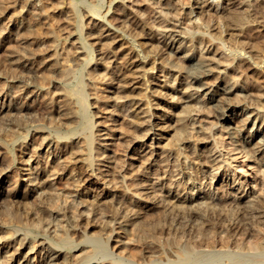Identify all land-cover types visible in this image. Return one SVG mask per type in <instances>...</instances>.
<instances>
[{
    "label": "bare ground",
    "instance_id": "bare-ground-1",
    "mask_svg": "<svg viewBox=\"0 0 264 264\" xmlns=\"http://www.w3.org/2000/svg\"><path fill=\"white\" fill-rule=\"evenodd\" d=\"M12 1L15 0H0L1 13L4 11L2 9H5L4 7L7 6V2L10 3ZM112 1L113 0H109V7L104 11V0H69L70 5L68 11L70 12L69 16L72 25L70 27L71 31L69 28L68 30L69 33L74 31L78 32L79 34L76 39L79 40H70L69 47L62 45L60 48L58 47L59 41L55 43L51 42L54 46V57L51 62H46L43 66H39V64L43 63L42 60L46 57L45 51H47V48L49 49L47 42L43 41L45 42L43 46L44 51H33L32 54L26 51L28 50L27 44L26 41L23 40L24 37H22V34H17L18 36L12 35L13 37L11 36V39L8 37L5 39V43H0V46L4 47L7 43L15 42V44H13V42L7 46L8 49L4 50V54L8 51V54H6L8 57H5V60L11 65H9V67H3L0 63V98L4 95V97L7 96L8 99L7 102L0 100V123L4 126L2 130L0 129V246L2 245L0 247V264H140L137 255L139 253L145 254L152 252L154 248L156 249L151 255V259L144 264H153L154 262L157 264H264V232L260 235V239H258V241L256 240L249 247L243 244L240 247L238 246L240 243H237V249L235 247L236 243L235 246L233 243L235 249L229 240L231 231L233 233H241L247 238L252 234L251 232L255 230L254 225L264 223V210L261 208L263 199L256 196H251L250 198L249 196L253 191H246L244 195L239 197L243 198L241 199L242 204H238V208L235 212L236 214L233 215L230 211L231 206L229 207L230 202H225L224 199L220 200L218 189H214V187L212 189V186L207 189L205 188L206 181L208 182V180H210L209 183L213 184L214 177H216L218 173L215 169H219L222 166L220 163L222 159L215 156L216 152L214 149L216 144L221 140L215 138L213 147L207 148V159L194 161L195 164L199 165L196 167V165H191L194 163L191 158L194 154L200 157L202 155L201 152L204 150H202L203 148L196 149L195 144L190 143V139L187 137L189 133L187 127L191 125L192 128H195V123L197 121L195 119V113L204 111L208 107L213 108L217 112L216 116L219 119L224 121H229L230 119L234 120L237 118L235 108L242 104H246L247 106L245 99L244 101L242 98L234 100L235 97L232 99L228 95L232 89L228 87L222 88L218 83L210 84L207 82V78L212 75L213 71L211 62H209L208 57L202 54H200V58L194 62L195 57L191 58L193 57L192 54L194 50L193 53L190 52V54L192 53L191 55L185 53L179 56L186 60L187 63H178V61L173 63L169 61V63L161 64L159 68L161 72L154 73V70L158 68L157 53L152 50L153 48H145L140 45V42H137L136 38L133 36H129V39L125 40L127 37H125L126 32L122 27L116 25L114 21L119 19V16L118 18L115 17L116 15L112 18L107 17V13L113 7L111 6ZM11 4L12 3H10V5ZM26 4L27 2L22 4V7ZM34 4L36 5V2ZM81 5H84V8L86 7L87 9L83 11ZM43 9H45L43 10L45 12V17L48 16V8L45 6ZM246 9L250 11L248 12V14L251 13L249 15L255 14L256 16V14L264 11V0H254L247 4ZM19 11L22 12V9ZM191 11H194L193 6ZM152 14H154V16L152 15L154 17L153 20L150 18L148 20L145 19V23L150 24V26H147L149 31L146 32L147 36H145L148 39L154 38V32L156 30L162 33L169 30L168 24L165 19L162 18V14L160 15L161 17L156 16L157 14L155 15V12ZM12 16H8L9 20ZM23 16L26 17L25 14H21V17ZM27 16V22L24 21L25 19L23 18V21L26 23H22L21 18L19 24L17 22L16 25L20 27L22 23L25 31L29 34H38L40 32V27L37 24L40 23L39 17L34 14L31 15V12L28 13ZM2 18L3 14L0 15V24H3ZM87 19H89L88 22ZM235 21L237 22V20ZM90 22L91 26L98 24L95 31L91 30V33H96L97 36H91L90 32H85L86 25ZM52 24H54V22ZM256 26L255 30L258 31V35H251L253 38L248 36V31L246 29H239L241 31L239 35L245 38L241 40L240 37L239 40L241 42L244 41L242 43H247V46L242 48L241 55L239 56L244 60V63L248 64L246 67H248L249 71L256 70L264 76V16L262 19H257ZM50 27L54 30V34L59 30H57L56 24L50 25ZM0 28L2 29V27ZM72 28L74 29L72 30ZM3 30H1V33L4 32ZM60 30H62V28ZM25 31L23 30L24 33L22 32L23 36L26 34ZM50 33H52V31ZM129 34L131 35V33ZM166 34L167 32L163 33L164 36ZM89 35L94 39L88 41L87 37ZM170 36L171 35L168 37ZM60 37H62V35ZM45 38L47 37L45 36ZM66 38H69V36L66 35ZM171 38V47H175V43L179 42L178 49L181 50L184 48L185 44L182 43L183 40H180V38L175 39L176 37L174 35ZM57 39L55 38V40ZM96 44H99V52L103 55L105 52L101 49L105 48L106 51L110 47L112 48V46H120L118 57L113 58L117 63H120L119 69L117 71L113 70V73L115 72L122 87H128L127 90H125L126 94L117 95L119 99H122L119 101H123V104L126 106V110L123 113L124 115H121L124 117L128 116L127 119L132 116L130 117L132 121H130L135 123H138V120L132 118L135 115H139V118H141H138L141 120L139 124L141 123L140 125L144 127V132L142 133L150 140V143L145 140H137L139 148L135 147L133 151H145L146 154H150L146 157L149 159L146 169L148 173H151L149 171V165H158L157 160L161 161L163 164L162 166H166L165 170H163L167 177L165 182L163 180L164 176L161 177L160 175L145 176L141 179L136 178L140 189L134 195L137 199L142 200L138 204L141 210L143 207L146 214L150 213V211L155 212L156 209H159L158 211L161 213V216L163 215L165 218L170 219V217H172L175 219L176 223L174 226L169 223V225L163 227V232L168 234L165 243H162L163 241H161V239L159 240V237L155 238L156 236L148 235L147 232H145L147 228L144 227V225L148 224V217L146 218L144 215L145 218H141L143 220L141 223L144 222V219L147 221L145 220L146 223L144 222V225L141 224L139 222V218L142 216L139 212L141 210H137V208L134 211H128V207H126L127 209L124 208L126 202H133V200L131 197L125 195L126 192H123V188L118 189V186L121 185L129 189V184H126L125 176L121 175L119 178L116 177L118 166L116 167L114 165L115 163H113L115 161V159L112 160L114 157H112L110 153L100 156L104 154L105 151H99L100 153H97L98 155L94 153L95 145L100 141H97V139H101V135L106 133L103 131L104 128L97 129L96 127L95 129L96 119H93V115L96 116L97 113L91 110V105H94L95 102H90V98H92L91 95L97 93V82L92 78L91 75L93 74L89 67L90 72L88 71V74H90L91 78L84 73L87 64L89 65V63L96 58L95 51H97V48L94 46ZM203 46L205 47V44ZM261 47L263 50H259ZM244 50H246V52H244ZM71 51H73L72 53H74V51L78 53L75 58L70 56L72 55ZM207 51H209V49H207ZM247 53L248 55H246ZM110 56L113 55H109V57ZM120 57H123L124 60L119 61ZM100 58L104 59V56H100ZM234 59L235 57H233V60ZM115 67L118 68V65ZM54 71H58L57 73L60 75L57 74L59 78L56 79L57 84H59L56 87L58 91H41L40 98L37 101L28 98V95L34 92L36 88L39 90L45 87V84L42 82H46L45 78L49 77V75L51 76V73L53 75ZM173 71L177 72L176 75L170 76ZM84 74L87 76V80ZM149 74L164 82L162 84L158 83V86L168 87L172 91V93H170V102L176 103L181 108L177 118L172 119V123L175 122L176 125H180L178 129L179 135L177 134L176 137L171 135L172 138H167V142H164L163 145H160V139L162 140L165 138H162L164 133L160 131L162 130L161 128H156L152 122L153 104H157L158 102L151 103L153 99L150 98L147 99V103L141 101L144 95L148 97V94L153 95V93L158 90L154 87L148 89L149 83L151 82V84H153L152 80L155 79L149 78ZM179 75L180 77L177 78ZM104 77L105 74L102 78ZM49 78L48 81L50 80ZM142 84H146V86L143 87L144 85L142 86ZM118 86L120 87V84L117 85L116 88H118ZM89 87H92L93 90L89 91ZM122 87L120 90L124 91ZM46 89L47 88H45V90ZM143 89L146 91L143 92ZM199 90H206L203 94L204 96H200L201 93L195 96ZM206 95L208 97L207 99L205 98ZM96 96H93V98L98 100ZM114 100L116 101V98H114ZM60 102L63 106H66L60 107ZM210 102L212 105H209ZM132 106H134V108H132ZM250 107L249 105L248 108L246 107L241 110V112H243L241 115L244 117H239L241 121H237L240 123L238 122L235 126H231L229 128V133H233L231 137L235 138V141H240L238 144L240 147L238 146L235 149L241 148V152H246V155L252 158L255 154L261 153V156L259 154L260 158H258L263 166L264 130H258L253 124L252 129L249 130L251 134L249 136L247 135L249 138L240 133L245 130L247 125L253 120L252 117L254 116L251 117L249 113L250 111L253 112V109L251 110ZM45 118L51 119L55 123L58 120V124L50 125L51 121H49V123L47 122L49 125H47L44 121L46 120ZM263 118L264 114L258 115L255 122L257 119L260 120ZM139 124H137V126ZM168 124L170 125V121ZM169 125L168 127H170ZM33 127L37 129L34 135L37 134L34 137L35 143H31L30 145L25 138L31 135V128ZM172 127H174V125ZM38 128L41 130L38 131ZM204 130L203 128V130H197V132H205ZM45 131H47V134ZM53 131L56 132V143H52L48 138L49 134L52 135ZM38 133L40 134L38 135ZM176 133H174V135ZM109 135L106 139H111L112 136L111 134ZM142 135H138L137 138L140 139ZM157 135H159V137ZM212 135L215 137V133ZM205 136H203L202 139ZM71 137L72 139L74 137L76 139L74 138L72 141L70 139ZM205 139L206 138H204V140ZM211 142H213V140H211ZM109 143L110 142L107 141L104 144H100L103 145L104 149L108 150L112 149L107 146ZM181 144L184 145L181 146ZM46 145L49 146L46 150L48 159L46 160V165L43 166L44 164L42 165L39 160L35 161V159L32 160V158L36 156L40 148H44ZM186 148H188L190 152L185 153L187 150ZM26 150H29L28 153L30 154L27 158H24L22 154ZM67 150L70 154H68V158L66 159L64 153H66ZM61 153L64 154H62L64 157L62 161L60 160ZM74 153H77V155L83 154L82 159L79 161L82 162L83 168L86 169L85 171L90 170L91 174H93L96 179L99 177L104 179V175L110 177L107 179L109 183H106L111 184V187H115L116 192L113 191L111 195L112 198L116 200L120 197L118 201L119 205L116 203V209L120 211L116 209L111 210V212L100 211V208L96 205H90V203L88 204L85 202L84 197L79 193L78 187L82 185V182L85 184L87 178L81 176V173H74L73 176L74 167H72L73 171L66 177L68 162L75 161L73 159L75 158L73 157ZM51 154H53L54 157L50 160L49 155ZM100 160L108 162L106 164L107 169H102V167L97 166L96 161ZM206 161L211 162V166H209L207 170L203 169L204 165H206ZM34 162L36 163L35 165ZM23 165L30 166V171L26 170ZM191 168H195L194 171H196L194 172L192 170L191 172ZM47 171H50L48 174L49 176L51 174L53 176L57 175L55 179L50 180L47 177V179L42 180L43 173H47ZM168 175L170 176L168 177ZM176 175H179V178L174 179ZM204 178L206 179L204 180ZM119 182L122 183L119 184ZM157 186L158 189L163 187L167 189V193L161 198L157 196L156 189H154ZM183 190L185 192L182 194L181 192ZM124 203L125 206L123 205ZM26 208L28 210H26ZM159 216L160 215H158V217ZM194 225H198L197 227H199L198 229L200 231L199 235H201V242L197 239L198 242L204 244V247L200 245L203 247L201 249H195L199 243L195 244L196 246L193 244L195 247L185 241V244L183 241V243L181 242L184 245L179 243V240L183 238L187 239L186 237L190 236L191 232H195V230L193 232L192 229ZM218 226H220L222 230ZM89 227L97 228L94 232H98L96 234H93V232L90 233L91 228ZM217 228H219L221 232H227V234H225L226 236L230 232L227 236L229 238L226 236H221L220 238L215 237L216 235H214L213 231H216ZM210 229L215 230L211 233ZM150 230L148 229L147 231L150 232ZM207 233L213 236H206ZM196 234L195 236H197ZM215 234L217 233L215 232ZM38 236H40V238H38ZM112 239L114 242H111ZM162 244L168 246H165L166 248L173 249V251L171 249L166 250ZM140 245H143L142 249ZM117 249L120 250L117 251ZM159 251L163 253L166 252L167 254L168 251H170L171 254H174V257L173 254L169 256L170 253L168 254L169 257L166 256L167 254H162L166 256V260H164L159 254ZM155 252H158V254H155Z\"/></svg>",
    "mask_w": 264,
    "mask_h": 264
},
{
    "label": "rangeland",
    "instance_id": "rangeland-1",
    "mask_svg": "<svg viewBox=\"0 0 264 264\" xmlns=\"http://www.w3.org/2000/svg\"><path fill=\"white\" fill-rule=\"evenodd\" d=\"M24 1H26L27 4L24 7H22V4L26 3ZM24 1L23 0H15V1L10 2V3H12L11 5L9 2H7V4H6L7 6L4 7L5 9H2V10H4L3 13H1V11H0V15L3 14V18H2L3 24H0V27H2V29L0 28V33H1V30L4 29L3 30L4 32L2 31L3 33L0 34L1 35L0 36V43H2V42L5 43L6 42L5 39L8 37L11 39L12 35L14 36L17 34H22V37L25 38V39L23 38V40L26 41V44H27L28 50H26V51L28 53L32 54L33 51L34 52L44 51L43 46H44L45 42H47L49 45V49L47 48L46 49L47 51H45L46 57L42 60L43 63H41V64L38 63L39 66H43L46 62H51L52 58L54 57L53 43H55L56 41H59L60 42L59 46H58L59 48L62 47V45H66L69 47L70 46L69 41L75 40L79 33L76 31L69 33V30H68V28H69L71 31L70 27L72 25L71 24V18L69 16L70 12L68 11L69 5H70L69 0L68 1L67 0H24ZM104 1H105V5L103 7V10L106 11L107 8L109 7L110 3H109V0H104ZM253 1L254 0H113L112 4H111V6H113V7L107 13V17H109V18L110 17L112 18L115 15H116L115 17H117V18L119 16V19L114 20L116 22V23L115 22L114 23L116 25L122 27L123 30L126 32L125 37L126 36L127 37L125 38V40L129 39V36H133L136 38L137 42H140V45L144 46L145 48H153L152 50H154L157 53L156 57L158 58L157 59L158 60V68H156L154 70L155 71L154 73L161 72L159 69L161 64L169 63V61L173 62V63H176V61H178V63H180V62L187 63L186 60H184L183 58H181L179 56H182L185 53H188L189 55H191L193 53V50H194V53L192 54L193 57H191V58L195 57L194 62H196V60H198L200 58V56H201L200 54L204 55L205 57H208L209 62H211V67H212L213 71H212V75H210L207 78V82H209L210 84L218 83V84H220V86L222 88L228 87V88L232 89V91L228 95L232 99H233V97H235L234 100L242 98L244 101V99H245L247 106H246V104H242L241 106H237L235 108L237 118L234 120H231V119L229 121L221 120L216 116L217 112L213 108L207 107L204 111H199V112L195 113V119L197 120L195 123V128H192L191 125H189L187 127V130L189 132L187 134V137L190 139V143L195 144L196 149H198V148L202 149L203 148L202 150H204L201 152L202 155L200 157L199 156L197 157L195 154L193 156L191 155L192 156L191 160L193 162L198 161L199 159L200 160L207 159V157H208L207 156L208 152H206L207 148L213 147L215 138H218L219 140H221V141H219V143L216 144V147H214V149L216 152L215 156H218L220 159H222V162H220L222 164V166L219 169H215L216 171H218V173L216 174L217 176L214 177L213 184L209 183L210 180H208V182L206 181L205 188L207 189L210 186H212V189H213V187H214V189H218V192H219L218 195L220 196V200L224 199L225 202H230L229 207L231 206L230 211H231V213H233V215L236 214L235 212H236V209L238 208V204L241 203V199H243V198H239V197L244 195V193L248 190H249V192L253 191L251 193V195L249 196L250 198H251V196L252 197L256 196V197H261L263 199L262 200L263 202L261 201L262 202L261 208H263V210H264V171H263L264 165L262 166L261 161H259L260 160L259 154L261 156V153L255 154V156H253V158H252V157L247 156L246 152H244V151L241 152L240 151L241 148L235 149L238 146L240 147V145H238L240 141H235V138L231 137L233 135V133H229L230 132L229 128L231 126H235V124H237L239 121H241L240 118L244 117L241 115L243 113V112H241V110L245 109L246 107L248 108L249 105L251 106L250 109L251 110L253 109L252 110L253 112H251V111L249 112L251 114V117L254 116V117H252L253 122L251 121L247 125V128L245 130L241 131L240 133L243 134L244 136L246 135V137H247V135L249 136L251 134V131H249V130L252 129L253 124L258 130L259 129L264 130V120H263L264 118L260 119V120L257 119V121L255 122V119L258 115L264 114V76H262L261 73L260 72L258 73V71H256V70H250L249 71L248 67H246V66H248V64L244 63L243 62L244 60L241 58V56H239V55H241L240 53L242 51V48L247 46L246 45L247 43L246 44L242 43L244 41L241 42L239 40L240 37H241L240 38L241 40L245 39L243 36L239 35V33L241 32L239 29H241V30L246 29L248 31L249 37L251 35L252 36L258 35V31L255 30L257 27L256 21H257V19H262V17L264 16V11H262V13H259L261 15L256 14L257 17L255 16V14L254 15H249L251 13L248 14V12H250V11H248L246 9L247 4L251 3ZM35 2H36V5L34 4ZM229 2H231V3H229ZM59 3H61V4H59ZM45 6H46V8H48V11H49V15L46 17H45V12L43 11V10H45V9H43ZM192 6L194 9L193 12L191 11ZM81 7H83L82 8L83 11H85V9H87L86 7L84 8V5H81ZM21 9H22V12L19 11ZM41 11L44 13H42ZM30 12H31V15L34 14L35 16L39 17L40 23H37V24L40 27L39 29H40L41 33L39 32L38 34H40L42 36H40L38 34H34V33L29 34L27 31H25V28L22 25V23H26L28 21V16L30 14L28 16H27V14ZM154 12H155V15L157 14L156 16H160L162 14V18H164L166 23L168 24L169 30L164 31L165 33L167 32V34L165 35L166 37L163 35L164 32L163 33L159 32V30H156L157 32L156 31L154 32L155 33L154 38L148 39L147 37H145V36H147L146 32L149 31V28L147 26H150L149 23H145V19L148 20L150 18L151 20H153L154 14H152V13H154ZM41 13H42V16H41ZM21 14H25L26 17H24V16L21 17ZM39 14H40V16H39ZM10 15L11 16L13 15V16L10 17V20H9L8 16H10ZM235 15L236 16L239 15V16L236 17ZM151 16H152V18H151ZM67 18H68V20H67ZM20 19L22 20V23L20 24L21 28L16 25L17 22L19 24ZM69 19H70V21H69ZM85 19H86V17H85ZM23 20L26 22H24ZM235 20H237V22ZM45 21H47L48 23ZM88 21H89V19H87V22ZM53 22H54V24L57 25V30L59 29L57 31V33H55V34L53 32L54 30L51 28L52 26L50 27V25H54V24H52ZM99 24H101V23H99ZM48 25H49V28H48ZM94 25L91 26V22L88 25H86L85 32L86 31L90 32L91 36L92 35L97 36L96 33H91L93 30L95 31V29H97L98 24L95 26ZM63 27H64V29H63ZM61 28H62V30H60ZM48 29H50L53 34L50 33L51 31ZM73 29L74 28H72V30ZM249 29H251V30H249ZM23 30L26 33V34H24L25 36H23V33H24ZM43 31L45 34L43 33ZM67 31H68V33H67ZM19 32H21V33H19ZM129 33H131V35ZM171 33L176 37L175 39L180 38V40L184 41V42L182 41V43L185 44L184 48H183L184 50L178 49L179 42H176V43L174 42L175 47L170 46V42L172 40L171 37H173V35ZM46 34H48L49 36ZM61 35H62V37H60ZM66 35H68L69 38H66ZM169 35H171V36L168 37ZM45 36L47 38H45ZM91 36L89 35L87 37L88 41L89 40L91 41L94 39ZM252 36H251V38H253ZM54 37L56 39L58 38L59 40L58 39L55 40ZM48 39H49V41L51 39L52 40L49 42ZM40 40H41V42H40ZM76 40H79V39H76ZM12 41H10V42H12ZM43 41H45V42H43ZM51 42H53V43L51 44ZM12 43H7V45L4 47L0 46V61H2L0 63L2 64L3 67L4 66L9 67V65H11L9 62H7V60H5V57H8L6 55V54H8V51L6 52V54H4L5 53L4 50L8 49L7 46H9ZM13 44H15V42ZM78 44H80V43H78ZM191 44H193V45H191ZM204 44H205V47L203 46ZM196 45L198 46V48ZM94 46H95V48H97L96 49L97 51H95V57L96 58L91 63H89V65L87 64V66H86L87 68H85L86 71L84 69V71H85L84 73L87 76L89 75V77H90V74H88V71L90 72V70H89V68H90L91 72L93 74L91 76L97 82V89H96L97 93L91 95L92 98H90V102H95L94 105H91V110L93 112L97 113L96 116L93 115V119L94 120L96 119L95 120V125H96L95 129H96V127H97V129H99V128L103 129L104 128L103 131L106 133L108 132L107 134L106 133L102 134L101 139H97V141L100 140L99 142L102 144H104L105 142L108 141L110 143L107 144V146L112 148V149H108V150L104 149L103 145H101L98 142L95 145L96 147L94 149V153L99 154L100 152L105 151V153L101 154L100 156L110 153V155L112 157H114L112 159V160L115 159V161L113 163H115L114 165L116 167L118 166L117 172H116V177L119 178L121 175L125 176V182H126V184H129V189H126L122 185L118 186V189L123 188L122 189L123 192L124 193L126 192L125 195L128 197H131V199L133 200V202L128 201L130 203L126 202V206L124 203L123 204L125 206L124 208L128 207L129 208L128 211H134L137 208H138L137 210H141L138 203H140V201H142V200L137 199V197L134 196L135 193L140 189L136 178L141 179V178H144L145 176L160 175L161 177L164 176L163 180L165 182L167 180V177L165 175V171H163V170H165L166 166H162L163 164L161 163V161L157 160L158 165H149L150 166L149 171L151 173H148V172H146V169H147V162L149 161V159H147L146 157L150 154H146L145 151H143V152L133 151V148H135V147L139 148L137 140H143V141L145 140L146 142L148 141L149 143H150V140L148 139L147 136H145L142 133V132H144V127H142V125H140L141 123L139 124V121H141V120H139V119H141V118H139V115H135L132 118V119L138 120V123L131 122L132 120L130 117H132V116L129 117L130 119L129 118L127 119L128 116H126V117L123 116L124 115L123 113L126 110V106L123 104V101H119L122 99H119V97L117 95H121L123 93L126 94L125 90H127L128 87H124V86L122 87L121 86L122 84L120 81H118L119 79L115 75V72L113 73V70L117 71L119 69L120 63H117V61L113 60V58L118 57L117 55H119L120 46H116V47L112 46V48L111 47L109 48L110 50L108 49L106 51H105V48L101 49V50H104V52H105L104 55L100 54V52H99V48H100L99 44H96ZM192 48H196V49H192ZM41 49H43V50H41ZM189 49H192V50H189ZM207 49H209V51H207ZM263 49H262V47L259 48V50H263ZM80 50H83V49H80ZM72 52L73 51H71L72 55H70V56L71 57L73 56V58H75V56L78 53H76L75 51H74V53H72ZM190 52H192V53L190 54ZM244 52H246V50H244ZM108 54L113 55V56L109 57ZM246 55H248V53ZM100 56H104V59H101ZM233 57H235L234 60H233ZM102 60H103V62H102ZM123 60H124L123 57L119 58V61H123ZM189 61H188V64H189ZM38 64H37V66H38ZM117 65H118V68L115 67ZM94 66H95V68H94ZM57 72L58 71H54L53 75H52V73H51V76L49 75L50 78L49 77L45 78L46 82H42L45 84V87L43 89H39V90H38V88H36L34 92H31L28 95V98L37 101L40 98V92L41 91H48V92H51L52 90H54V92L58 91V89L56 87L59 84H57L56 79L59 78V77H57L59 74ZM176 73L177 72L173 71L172 74H170V76L176 75ZM104 74H105V77L102 78ZM54 75H56V76H54ZM86 75H85V79L87 80ZM179 77H180V75L177 78H179ZM48 78L50 79L49 81H48ZM149 78H155V77L150 76V74H149ZM51 81H53V82H51ZM117 82H120V83H117ZM152 82H153V84H151V82L149 83L150 85H149L148 89L154 87V88H157L158 90L156 92H154L153 95L148 94V97L146 95H144V98L141 101L142 102L145 101V103H147V99L150 98V99H153L151 103H157L158 102L157 104H153L152 122L154 123V126L156 128L157 127L161 128L162 130H160V131L164 133L162 138H164V137L165 138L162 140L160 139V145L161 144L163 145L164 142H167L166 141L167 138L170 137V139H171L172 136L176 137L178 132H179L178 129H179L180 125L179 124L176 125L175 122L172 123V119L177 118V115H179L181 108L176 103L170 102L171 101L170 93H172V91L168 87L158 86V83L159 84L164 83L161 79L155 78L152 80ZM53 83H54V85H53ZM47 84H48V86H47ZM119 84H120V87L118 86V88H116L117 85H119ZM142 86L145 87L146 84H142ZM121 87H122V89H124V91L120 90ZM45 88H47V89L45 90ZM92 90H93V88L89 87V91H92ZM144 91H146V90L143 89V92ZM205 91L206 90H199L195 94V96L199 95L200 93H201L200 96L201 95L204 96L203 94ZM98 93H99V96H98ZM167 93H168V95H167ZM114 95H115V97H114ZM55 96H56V94H55ZM93 96H96L98 100H95V98H93ZM163 97H164V99H163ZM114 98H116V101L114 100ZM205 98L206 99L208 98L207 95ZM59 99H61V98H59ZM0 100H3L4 102L8 101L7 96L4 97V95L0 98ZM209 105H212V103L210 102ZM59 106L65 107L66 105L63 106L62 103L60 102ZM132 108H134V106H132ZM121 114H123V115H121ZM37 116H38V114H37ZM39 118H41V117H39ZM237 120H239V121H237ZM44 121L47 125H49L48 124L49 121H51L50 125L51 124H58V122H57L58 120L56 121V123L53 122V120H51V119H46ZM169 121H170V125L168 124ZM97 122H99V123H97ZM129 124H130V126H129ZM137 124H139V125L137 126ZM168 125L170 127H168ZM173 125L175 128L172 127ZM0 126H1L0 129L2 130L4 128V126L1 123H0ZM176 126H178V127H176ZM176 128H177V130H176ZM203 128L205 129L204 130L205 132H203V131L197 132V130H203ZM36 130L37 129H35V127L31 128V131H32L31 135L28 136L27 138H25L27 143H29L30 145H31V143L32 144L35 143L34 137L37 133L35 135H34V133ZM39 130H41V129L38 128V131ZM44 130H49V129H44ZM45 132L47 134V131H45ZM174 133H176V134L174 135ZM214 133H215V137L212 135ZM39 134L40 133H38V135ZM109 134H111V136H112L111 139H106ZM142 134L144 135V137ZM138 135H142L140 137V139L137 138ZM49 136H48V138L52 141V143L53 142L56 143V140H55L56 139V132L53 131L52 135L49 134ZM157 136L159 137V135H157ZM203 136H205L204 138H206L205 139L206 141L204 140V138L202 139ZM187 137H185V138H187ZM112 138H114V139H112ZM247 138H249V137H247ZM70 139L73 141L72 137ZM211 140H213V142H211ZM184 144H181V146H183ZM99 145H101V146H99ZM132 145H133V147H132ZM48 148H49L48 145H46L44 148L43 147L40 148L39 151L36 153V156H34L32 158V160L33 159H35V161L39 160L40 163H42V165L44 164L43 166H45L46 160L48 159V154L46 153V150ZM186 149L187 150L185 151V153L190 152L188 148H186ZM28 152H29V150H26V151H24L23 154L22 153L21 154H22V156H24V158H27L30 154ZM67 152H68V150L66 151V153H64L65 154L64 157L66 159L68 158L67 157L68 154H70V152H68V153ZM175 152H176V150H175ZM62 154L63 153H61V158H60L61 161L64 159V157H63L64 154L63 155ZM53 157H54L53 154L49 155L50 160ZM71 157H69V158H71ZM73 157H75V158H73L75 161L68 162L69 164L66 167L67 168L66 177L71 173V171H73L72 167H74L75 170L73 171V176H74V173H81L80 174L81 176H84V178L85 177L87 178V181H85V184H84V182H82V185H80L78 187L79 193L82 197H84L85 202L88 204L90 203V205H92V204L94 206L96 205L97 207L100 208V211H106V212L110 211L111 212V210H115L117 208L116 206L119 205L118 201H119L120 197H119V199L117 198V200L115 198L114 199L112 198L111 193L113 191H115L116 189H115V187H111V184H108L109 182L107 179H109L110 177L109 176L106 177V175H104V177H105L104 179L106 181L100 177L98 179H96V177L93 174H91L90 170H87L89 173L87 171H85L86 169L83 168L82 162L79 161L80 159H82L83 154L77 155V153H74ZM188 161H189V159H188ZM96 163H97L98 167H102V169L103 168L107 169L106 164L108 162H106L104 160H100V161H96ZM35 164L36 163L34 162V165ZM205 164L206 165H204L203 169H206V170L209 169V166H211V162L206 161ZM191 165H196V167L199 166L198 164H195V162L192 163ZM23 167L26 170L30 171V166L23 165ZM138 169H139V171H138ZM194 169L191 168V172H192V170L194 171ZM133 171H134V173H133ZM49 173H50V171H47V173L44 172L42 175V180L47 179V177H48V179L52 180V179H55V177L57 176V175L53 176L52 174L49 176L48 175ZM105 173H106V171H105ZM166 173H167V171H166ZM169 176L170 175H168V177ZM177 178H179V175L174 176V179H177ZM88 179H89V181H88ZM205 179L206 178H204V180ZM106 182H108V183H106ZM121 183L122 182H119V184H121ZM207 183H209V184H207ZM154 189H156V193H157V196H159V198L163 197V195H165L167 193V189H165L164 187L161 189H158V186H157ZM184 192L185 191L183 190L181 193L183 194ZM116 203H117V205H116ZM129 204H130V206H129ZM131 207H133V208H131ZM233 208H234V210H233ZM26 210H28V209L26 208ZM158 210L159 209H156V211H158ZM23 211H24V209H23ZM117 211H120V210L118 209ZM156 211L155 212L150 211V213L146 214L144 212L143 207H142V210L139 211L142 214V216L139 218L140 221L139 220H137V221H139L141 223V221H143L142 220L143 217L144 218H145V216H146V218L148 217L147 218V220H148L147 225L145 224L147 221L146 219H144L145 223L144 222L141 223L143 225L144 224L146 225V226L144 225V227H146L147 230L151 229L150 232L145 229V232H147L148 235L156 236L155 238L159 237L158 239L159 240L161 239V241H163L162 243H165V240H167L166 237H168V234L163 232V227L169 225V223H170V225L172 224L174 226L176 221L172 217H170L171 220L169 218H165V217H163V215L161 216V213L159 211L158 212H156ZM151 212H152V215H151ZM140 213H138V214L141 215ZM147 215H149V216H147ZM158 215H160V216L158 217ZM197 226L198 225H194L192 227L193 232L195 230L194 233L191 232L190 236L186 237L187 239L183 238L182 240H179L180 241L179 243L182 244L185 241V242L190 243L192 246L193 244L194 245L198 244L199 243L198 240L201 242V240H200L201 235H199L200 231L198 229L199 227H197ZM218 227H220V226H218ZM89 228H91L90 233L93 232V234H96L98 232V231L94 232L95 230H97V228H95V227H89ZM254 228H255V230L252 231L251 232L252 234H250V236H248L247 238H246V236H244L241 233L238 234V233H233L231 231V234H230V232H229V234L231 236L229 239L231 241V245L233 246V243H234V246H235V243H236L235 247L238 249V246L241 247L242 244L244 246L248 245L247 247H249L256 240L258 241V239H260V237H261L260 235H262L264 232V223L259 224V225H254ZM218 229L219 228H217V230ZM220 229H221V227H220ZM220 229L218 231L217 230L213 231L215 229H210L211 230L210 232L211 233L214 232V235H216L215 237H217V238H220L221 236H223V237L226 236L225 234H227V232H225V231L221 232ZM196 232H197V234H196ZM215 232L217 234H215ZM149 233H151V234H149ZM195 234L197 236H195ZM198 235H199V237H198ZM206 236H213V235H210V234L208 235V233H207ZM241 236H242V238H241ZM38 238H40V236H38ZM209 238H211V237H209ZM227 238H229V237H227ZM194 239H195V243H194ZM188 240L189 241L191 240V241L189 242ZM196 241H197V243H196ZM111 242H114V240L112 239ZM185 242H184V244H185ZM237 243H240L241 245L238 244V246H237ZM184 244H182V245H184ZM162 245L164 246V244H162ZM194 245H193V247L196 246V245L195 246ZM198 245L196 246L198 248L195 247V249H199V248L201 249L204 247L203 243H199ZM200 245H202L203 247ZM219 245H220V243H219ZM165 246H164V248L168 247V246H166V247ZM140 247L142 249L143 245H140ZM144 247H145V245H144ZM205 247L207 248L206 245H205ZM149 248H151V247H149ZM152 248H154V247H152ZM206 248H204V249H206ZM155 249L156 248H154L152 250V252H148L145 254L139 253L137 255V258H138V261L140 262V264H144L146 261L150 260L151 255L154 253ZM167 249L170 250L171 248L170 249L166 248V250ZM223 249H228V248H223ZM119 250L120 249H117V251H119ZM171 250L173 251V249H171ZM73 251H75V250H73ZM155 254H158V252H155ZM159 254L161 255V257L164 258V260H166L165 259L166 256L169 257L173 253L171 254V252L168 251V254H169V256H168V254L166 252L163 253L162 251H159ZM162 254L163 255L167 254V255L163 256ZM173 257H174V254H173ZM153 264H157V263L154 262Z\"/></svg>",
    "mask_w": 264,
    "mask_h": 264
}]
</instances>
